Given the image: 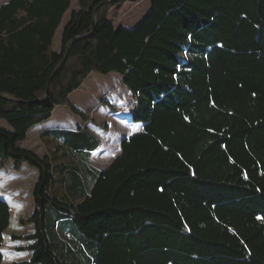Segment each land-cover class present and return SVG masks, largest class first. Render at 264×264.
<instances>
[{
    "label": "trees",
    "instance_id": "16d2710c",
    "mask_svg": "<svg viewBox=\"0 0 264 264\" xmlns=\"http://www.w3.org/2000/svg\"><path fill=\"white\" fill-rule=\"evenodd\" d=\"M128 1L77 0L60 52L71 0L0 5V164L38 174L13 264H264V0H152L116 26ZM95 72L134 98L115 159L92 165L84 126L43 132L47 156L22 147L60 106L90 120L70 95ZM10 220L0 195V264Z\"/></svg>",
    "mask_w": 264,
    "mask_h": 264
},
{
    "label": "rangeland",
    "instance_id": "374dc122",
    "mask_svg": "<svg viewBox=\"0 0 264 264\" xmlns=\"http://www.w3.org/2000/svg\"><path fill=\"white\" fill-rule=\"evenodd\" d=\"M7 1L0 0V5ZM71 1V8L65 14L62 24L54 37L53 50L57 52H60L62 49L64 27L70 19L71 12L77 9V0ZM151 1L130 0L124 4H118L110 10L109 18L116 26L124 25L132 27L149 10ZM97 74L103 75L100 73ZM109 89H114L113 91L118 95V99L127 101V92L117 76L106 80H91L84 87L74 91L70 95L72 102L81 108L87 117L91 119L90 123L84 124L85 121L82 120L81 116L75 114L67 105L57 108L56 118L54 120L58 122L64 120L74 130H76L78 124L79 126L88 127L101 139V152L95 153L92 159V165L100 169L109 165L120 152V142L118 139L121 133L124 132L126 135H131L139 128L136 125L124 126L118 118L114 117V114L110 110H117V105L110 109L105 106L107 104L105 102L110 101L113 104L114 101L104 94ZM102 103L104 106L101 105ZM128 121L130 120H127V123H129ZM45 123L43 122L38 126L40 127ZM21 146L31 149L41 156H47L54 150L52 145L46 144L41 140L39 131L33 132L28 141ZM37 175L36 169L30 168L28 164H25L19 170L13 168V161L7 162L5 166L0 164V193L7 197L12 208L10 225L4 234V243L2 245V251L4 253L2 264H13L14 262L26 260L30 257L28 252L21 249L26 243L21 239H14L13 237L24 236L33 231L32 225L25 221L34 211V185ZM53 222L54 216L50 215L47 223L51 224Z\"/></svg>",
    "mask_w": 264,
    "mask_h": 264
},
{
    "label": "crops",
    "instance_id": "0c3cea01",
    "mask_svg": "<svg viewBox=\"0 0 264 264\" xmlns=\"http://www.w3.org/2000/svg\"><path fill=\"white\" fill-rule=\"evenodd\" d=\"M115 76H117L118 78H119V80L121 81V83H122V86L124 87V89L126 90V92H127V97H126V100L127 101H123L124 99H118V95H116L115 94V92L113 91L114 89H109V90H107L108 92H104V94H106L105 96H107V97H109V98H111V99H113L114 101H113V104H115V105H113L110 101H107V102H105V103H107V104H105V106H107L109 109L111 108L110 106H109V103L112 105V108H114V106H118V108H117V110H110V112L112 113V114H114V117H116V118H118L122 123H123V125L124 126H135L133 123H130V121H128L129 123H127V120H128V117H129V115H131L132 114V111H133V106H134V98H133V95H132V93H131V91L123 84V82H122V76L121 75H119L118 73H115L114 72V74H113V72L112 73H110V74H107V75H105V74H103V75H98L96 72L95 73H92L87 79H86V81L84 82V84H83V86L82 87H84L85 86V84H87V82H90L91 80H106V79H108V78H111V77H115ZM81 87V88H82ZM111 87V86H110ZM113 96H112V95ZM115 94V95H114ZM90 97H92L91 95H90ZM72 100V99H71ZM102 106H104L103 105V103L101 104ZM57 110V109H56ZM56 110L54 111V113H53V116H52V118L49 120V121H47L44 125H42V126H37V127H35L30 133H29V135H28V137H27V139L26 140H24V141H22L20 144L22 145L23 143H25L26 141H28V139H29V137L31 136V134L33 133V132H36V131H39V137L41 138V140L42 141H44L46 144H49V145H52L53 146V148H55V145H53V144H51V142L48 140V139H46L44 136H43V132H45L46 130H72L73 129V127H71L69 124H68V122H66V121H64V120H61V122H58V121H54L55 120V118H56ZM91 120V119H90ZM90 120H88L87 122H85L84 124H88V123H90ZM79 127V124L77 125V128ZM76 128V129H77ZM88 128V127H87ZM89 129V128H88ZM74 130V129H73ZM90 130V129H89ZM91 131V130H90ZM94 133V132H93ZM95 134V133H94ZM126 136H128V135H126L124 132H122L121 133V135H120V137H119V139H118V141L120 142V150H121V141H122V139H123V137H126ZM101 150V148L99 149V150H97L96 152H94V154L95 153H97V152H101L100 151ZM94 154H93V156H92V159H93V157H94ZM119 154V153H118ZM115 159V158H114ZM113 159V160H114ZM91 162H92V160H91ZM25 166V165H24ZM23 166V167H24ZM108 166V165H107ZM96 167V166H95ZM97 168V167H96ZM98 169H100V168H98ZM0 195L1 196H3V197H5L4 196V194H2V193H0ZM5 198H7V197H5ZM8 200V199H7ZM9 201V200H8ZM12 209V208H11Z\"/></svg>",
    "mask_w": 264,
    "mask_h": 264
},
{
    "label": "water",
    "instance_id": "95a60500",
    "mask_svg": "<svg viewBox=\"0 0 264 264\" xmlns=\"http://www.w3.org/2000/svg\"><path fill=\"white\" fill-rule=\"evenodd\" d=\"M50 83H51V79L49 80V82L47 83V87H46V95H48V93H49V87H50ZM125 137H123V139H124ZM122 139V140H123Z\"/></svg>",
    "mask_w": 264,
    "mask_h": 264
}]
</instances>
